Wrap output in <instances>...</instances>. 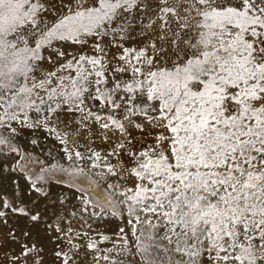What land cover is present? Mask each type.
Instances as JSON below:
<instances>
[{
	"label": "snow or ice",
	"instance_id": "obj_1",
	"mask_svg": "<svg viewBox=\"0 0 264 264\" xmlns=\"http://www.w3.org/2000/svg\"><path fill=\"white\" fill-rule=\"evenodd\" d=\"M24 129L108 204L0 195V264H264V0H0V145Z\"/></svg>",
	"mask_w": 264,
	"mask_h": 264
},
{
	"label": "rangeland",
	"instance_id": "obj_2",
	"mask_svg": "<svg viewBox=\"0 0 264 264\" xmlns=\"http://www.w3.org/2000/svg\"><path fill=\"white\" fill-rule=\"evenodd\" d=\"M33 140L36 141L35 144L32 143ZM11 148L17 151H10ZM62 156L58 142L44 131L21 130L19 135L9 138L7 145H0V165L4 168L0 172V195L15 203L13 193L20 197L30 188V182H36L37 187H42L52 194V199L47 205L49 221L57 214L67 216L73 210V205L79 204V200L73 197V190L64 187L65 184H75L80 189H86L92 197L108 204L107 195L103 190L82 176L73 177L61 170L59 165L67 167ZM32 195L37 194L33 191ZM57 195L67 197L64 204H53ZM37 204L41 210L44 209L42 197ZM73 223L79 227L78 222Z\"/></svg>",
	"mask_w": 264,
	"mask_h": 264
},
{
	"label": "bare ground",
	"instance_id": "obj_3",
	"mask_svg": "<svg viewBox=\"0 0 264 264\" xmlns=\"http://www.w3.org/2000/svg\"><path fill=\"white\" fill-rule=\"evenodd\" d=\"M97 193V192H96ZM97 195H99L100 196V194L99 193H97Z\"/></svg>",
	"mask_w": 264,
	"mask_h": 264
}]
</instances>
